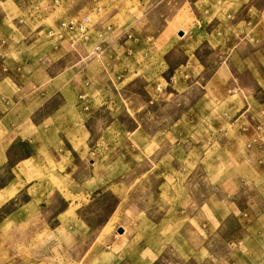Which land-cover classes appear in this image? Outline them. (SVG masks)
<instances>
[{"label":"rangeland","instance_id":"obj_1","mask_svg":"<svg viewBox=\"0 0 264 264\" xmlns=\"http://www.w3.org/2000/svg\"><path fill=\"white\" fill-rule=\"evenodd\" d=\"M53 1L29 0L38 9L47 7L46 17L23 0H0V17L3 2H8L5 11L15 12L14 4L20 13L16 15L29 13L47 24L88 16L92 25L93 15L103 18L125 0H67L65 7L62 0ZM193 1L186 0L184 26L169 32L173 42L179 40L178 28L185 31L180 37L189 35L188 43L179 44L185 53L193 56L198 40L192 35L207 37L209 22L214 20L219 21L210 36L214 47L228 43L235 54L242 47L243 53L246 40L237 38L242 32L250 34L247 39L253 45H249L255 47L252 32L257 30L264 0H200L198 14ZM69 7L78 12H68ZM71 41L83 43L72 37ZM202 51L211 60L210 72L219 52ZM132 59L127 57L124 67L133 66ZM173 61L176 66L177 60ZM90 66L79 78L87 87L78 93L79 101L84 100L79 108L90 119L99 112L115 118L91 121L94 134L88 136L82 156L88 167L70 169L72 174H89L90 183L78 185L87 193L73 191L74 186L69 188L58 176L63 167L54 164L49 144L42 146L37 159L28 158L23 175L15 169V183L9 181L10 167L21 163L17 160L26 148L15 145L9 157L0 152V165L4 163L0 187L9 181L8 188L0 190V264H264V216L252 220L248 210L240 213L236 208H246L243 192L264 198V93H258L256 104L243 108L228 98L209 104L198 87L163 103L168 78H160V67L122 68L106 76L98 73L94 62ZM140 76L154 80L156 103H136L137 93L125 88ZM178 76L179 71L175 79ZM112 81L122 83L123 89L115 90ZM233 88L231 92L237 91ZM131 117H137L138 131H133ZM231 207L236 215L229 214L218 224L211 218L214 212L224 215Z\"/></svg>","mask_w":264,"mask_h":264},{"label":"crops","instance_id":"obj_2","mask_svg":"<svg viewBox=\"0 0 264 264\" xmlns=\"http://www.w3.org/2000/svg\"><path fill=\"white\" fill-rule=\"evenodd\" d=\"M63 1L60 2L62 6L69 5L67 0L64 3ZM127 1L129 4L125 7ZM199 1H193V8L197 14L199 11L196 4ZM23 3L33 10L38 9L29 0H23ZM185 3L186 0L122 1L111 14L103 18L93 15L95 21L92 24L93 35L90 41L72 44L70 35L58 41L46 38V31L55 27L58 21L53 20L52 23L47 24L42 20L37 21L29 13L25 14L21 11L19 15V9L14 4L11 6L15 12L5 11L6 4L10 3L3 2L4 13L0 17V32H2L0 40L3 42L0 44V152L4 157L5 155L9 157L10 153L13 155L15 145L26 148L25 151L21 149V158L16 159L21 163L10 167L12 173L10 182L15 183V169H21L22 174L24 171L22 169L27 166V160L37 159L42 146L49 144L52 147L50 151L55 157L54 164L60 168L63 167V171L57 173L58 176L63 178L65 184L69 183V188L74 186L73 191L76 188V192L79 190V193H87L86 189L78 185L90 183L89 174L86 172L85 175L79 172L72 174L70 169L88 167L82 156L88 136L94 134L91 121L100 122L105 117L115 118L113 116L111 118L109 112H99L95 114V118L90 119L88 113L84 114V111L82 112L79 108V104L84 100L79 101L78 93L82 94L87 88L83 84L84 81L81 83L80 79L89 72L91 62H94L99 74L104 73L106 76L119 72L122 68L124 71L130 68L139 71L140 67L156 70L160 67L162 69L160 78L164 81L168 78V82L165 83L166 95L160 99L163 103H168L182 94L184 96V92L195 87H198L202 95L207 97L205 102L212 105L227 98L240 104L242 108L250 102L257 103L258 93H264V76L262 75L264 71V20H262L264 6L260 13L257 30L252 32V35L256 37L254 48L249 45L252 44L250 39H247V35L250 34L244 32L237 37L242 41L246 40L243 53H240L242 47L240 52L235 54V51L228 48V43L214 47L210 36L219 25V21L214 20L209 22L207 37H203L201 33L192 35L191 38L198 40V43L191 57L179 46L181 42L188 43L189 35L180 37L185 32L181 28L176 30V34L182 33L178 36L177 42H173L174 37L169 35L171 29L185 23L183 18ZM69 11L72 14L78 12L75 7H69ZM38 12L47 17V7H40ZM17 13L19 14L16 15ZM95 13L98 14L97 11ZM109 21L110 24H106ZM37 22L40 24L36 25ZM107 25H110L111 29L102 37V51L96 58L92 52L93 46L99 41L95 33L103 30ZM227 39L228 37L225 38L226 41ZM147 41L150 42L147 43ZM224 45H226L225 51L216 50ZM202 49L213 54L219 52L215 56L216 66L210 72L207 69L211 60L202 55ZM175 55L177 59H174ZM127 57H132L134 63L129 68L124 67ZM173 60H177L176 66L173 65ZM206 70L208 75H206L207 72L205 73ZM177 71H179L178 81L175 79ZM112 82L111 86L115 90L123 89L122 83ZM153 82L154 80H145L140 76L130 81L125 88L129 89V92L137 93L135 96L133 94L134 102L154 104L156 102H154ZM178 82L179 89L175 86ZM232 87L237 91L231 92ZM225 89H227V96L224 94ZM235 95H237L236 100ZM120 100L123 102L124 99L121 97ZM137 115L135 112V116ZM132 119L135 121L133 131H138L140 123L137 117ZM48 136H51V140ZM30 144H33L31 156ZM13 149L14 151L11 152ZM12 160L15 161L13 157ZM3 162H7V159L5 158ZM3 164L0 165L1 168ZM5 168L7 169V165ZM9 181L1 185L2 192L8 188ZM243 193L244 195L241 193V196L246 208L240 209L236 206L237 210L240 213L245 209L248 210L247 213L252 220L256 219V216H264V198L253 197L247 192ZM254 207L257 211L253 209ZM249 209L254 211L249 212ZM229 214L236 215L234 207H231L224 215L214 212L211 218H215L218 224L219 220L223 221Z\"/></svg>","mask_w":264,"mask_h":264},{"label":"built area","instance_id":"obj_3","mask_svg":"<svg viewBox=\"0 0 264 264\" xmlns=\"http://www.w3.org/2000/svg\"><path fill=\"white\" fill-rule=\"evenodd\" d=\"M54 3L58 0H54ZM111 29L110 25L104 27L103 30L95 33V36L98 37L99 41L93 46L92 52L95 55H98L102 51V43L104 34ZM47 36L51 38L62 39L65 35H70L72 38L80 40L84 43L90 41L92 38V25L89 21L88 16H82L80 18L69 20H63L58 22L55 28H50L46 31ZM160 89V86L157 87V90Z\"/></svg>","mask_w":264,"mask_h":264},{"label":"water","instance_id":"obj_4","mask_svg":"<svg viewBox=\"0 0 264 264\" xmlns=\"http://www.w3.org/2000/svg\"><path fill=\"white\" fill-rule=\"evenodd\" d=\"M179 35H182V33L180 32Z\"/></svg>","mask_w":264,"mask_h":264}]
</instances>
